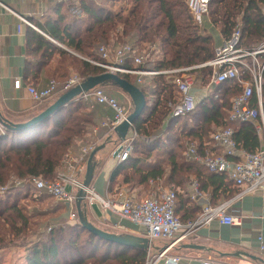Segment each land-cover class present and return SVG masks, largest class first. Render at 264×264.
Here are the masks:
<instances>
[{
    "label": "trees",
    "instance_id": "trees-1",
    "mask_svg": "<svg viewBox=\"0 0 264 264\" xmlns=\"http://www.w3.org/2000/svg\"><path fill=\"white\" fill-rule=\"evenodd\" d=\"M127 1L128 8L114 11L104 3L80 0L73 12L58 9L57 16L35 22L40 31L30 28L26 40L29 52L39 56L34 67L52 60L54 79L64 82L71 72L87 79L104 72L89 61L101 58L99 48L104 44L131 43L142 50L143 43H158L164 56L150 59L145 66L154 70L199 64L213 57L212 36L201 32L193 23L184 0ZM210 9L213 21L222 27L224 36H229L239 26L248 46L264 42V0H210ZM126 63L133 65L132 60ZM201 71L202 84H206L210 68ZM119 75L143 91L146 106L134 122L141 138L130 157L113 170L111 191L116 187L136 189L138 198L142 199L144 193L152 191L150 189H173L178 196L176 213L182 222L195 220L202 210L201 205L188 196L191 181L196 180L214 204L239 191L226 175L210 172L202 164L189 161L185 156V142L196 141L201 151L217 149L213 133L219 128L233 127L240 147L246 151L256 150L259 139L255 128L249 123L229 120L232 99L240 92V87L225 81L210 97H200L193 112L172 117L173 88L165 75L145 77L142 83L137 81V76ZM98 86L119 87L113 81ZM61 89L59 92L63 93ZM110 93L114 94V90ZM99 124L96 108H90L84 101H73L37 124L21 130L6 129L0 135V186L6 185L12 177L24 181L0 194V255L22 239L29 224L24 209L18 204L19 199L10 198L30 190L31 177L55 179L65 155L77 150L79 142L88 141L89 132ZM59 205L66 210L65 203ZM84 210L87 213L85 203ZM54 228L47 240L26 246V264H145L146 250L105 240L82 227L78 220H68Z\"/></svg>",
    "mask_w": 264,
    "mask_h": 264
},
{
    "label": "built area",
    "instance_id": "built-area-1",
    "mask_svg": "<svg viewBox=\"0 0 264 264\" xmlns=\"http://www.w3.org/2000/svg\"><path fill=\"white\" fill-rule=\"evenodd\" d=\"M91 1L100 3V0ZM185 3L193 23L199 28L203 27L211 13L210 0H185ZM245 41L241 28L236 27L229 36H223L220 43L215 46L211 59L199 64L162 70L146 68V63L150 60L149 52L140 50L131 43L117 46L101 45L99 48L101 58L89 59L90 62L103 68L104 72L137 76L139 83H142L145 77L165 75L173 88V102L170 103L172 117H182L193 112L200 97H210L225 81H231L240 87V92L232 99L229 120L251 124L256 130L259 147L254 151L242 149L235 139L234 128L225 127L213 133L214 148L217 149L206 148L201 151L198 143L191 141L185 152L189 161L202 164L210 172L226 175L232 184L239 188L234 198L214 204L210 196L200 189L199 183L193 180L190 183L189 196L192 200L202 203V210L195 220L182 222L176 213L178 196L177 191L173 189H162L150 197L139 199L136 195L121 193L114 197L102 196L92 185L85 187L84 179H81L80 175L86 172L90 153L100 144L111 140L116 128L128 120L134 110V103L125 92H122L124 100L121 101L109 95L100 86L83 91L75 101L87 102L90 108H94L97 104L106 105L113 111V115L107 116L99 125L91 129L88 141L79 144L77 150L65 155L57 169L55 179L31 177L29 184L36 192L47 194L65 203L69 221L79 219L76 195L83 188L86 191L85 205L93 207L98 204L102 209L105 208L117 216L115 222H110L112 227L131 229L126 225L128 221L144 228L143 235L150 241V246L146 250L145 264H159L162 259L165 264H179L180 257L168 255V250L190 237L198 229L207 228L214 220H218L221 224L241 226L244 216L238 212H229L231 200L240 198L247 192L264 189V42L248 46ZM55 43L62 46L57 41ZM155 47L156 45L152 44L153 50ZM128 60H132V66L127 65ZM204 68H210L209 80L206 84H202L201 81L203 76L201 70ZM84 80L75 73L64 82L53 78L42 89L28 86V91L33 100L41 103L52 99L57 93L60 95V88L65 92ZM101 129H103L102 133ZM5 132L6 127L0 121V135ZM140 138L135 123H130L125 139L120 140L118 136L113 151L118 164L130 157L135 143ZM12 178V186H20L24 182L17 177ZM10 187V184L0 186V193L6 192ZM258 238L260 248L264 249V236L260 235ZM161 240L169 243L165 248L154 253V243ZM202 264L215 263L203 261Z\"/></svg>",
    "mask_w": 264,
    "mask_h": 264
},
{
    "label": "crops",
    "instance_id": "crops-1",
    "mask_svg": "<svg viewBox=\"0 0 264 264\" xmlns=\"http://www.w3.org/2000/svg\"><path fill=\"white\" fill-rule=\"evenodd\" d=\"M79 4L80 0H0V112L4 119L12 122L25 121L43 111L62 94L57 93L52 99L41 103L31 97L28 86L38 89L46 87L54 78L55 72L50 65L52 60L46 65L34 67L39 56L29 52L27 33L30 28L40 31L35 22H44L49 16H57L58 9L73 12ZM42 34L47 37L44 32ZM61 47L66 49L63 44ZM67 50L79 56L71 49ZM72 74L75 72H71ZM94 108L97 109L99 123L113 115V111L106 105L97 104ZM112 140L113 136L111 140L102 143L105 147L95 155L96 168L91 185L102 196L114 197L119 193H129L138 197L136 189L116 187L113 191L110 190L111 174L118 165L113 155L114 146H108ZM114 143L116 145L115 141ZM188 191L190 192V185ZM234 195L227 200L234 198ZM192 201L198 202L202 208L200 201ZM86 209L88 218L93 223L104 222L110 225V222L117 220L115 214L102 209L98 204L93 207L86 205ZM65 212L67 213L66 210ZM229 212L241 213L244 216L243 224L232 226L214 220L207 228L198 229L190 237L171 247L168 255L180 257L179 264H202L203 261L215 264H264V249L260 248L258 238L260 235L264 236V189L247 192L242 197L231 200ZM126 225L131 229L138 227L128 221ZM167 243L169 242L166 241L162 248L154 246V249L160 251ZM187 243L199 244L204 248H185ZM159 264H165L164 259Z\"/></svg>",
    "mask_w": 264,
    "mask_h": 264
},
{
    "label": "rangeland",
    "instance_id": "rangeland-1",
    "mask_svg": "<svg viewBox=\"0 0 264 264\" xmlns=\"http://www.w3.org/2000/svg\"><path fill=\"white\" fill-rule=\"evenodd\" d=\"M185 2V0H184ZM104 3L106 6H109L111 8H114V11H117L122 8H128L129 2L127 0H100V4ZM186 4V3H185ZM212 8V6H211ZM210 19V20H209ZM209 19H206V21L203 24V27H200L201 32L211 35L212 36V45L215 48V46L220 43L222 40L224 34L222 31V27L218 24H216L213 21V14L212 12L209 15ZM239 27V26H238ZM155 50L152 49V45L148 43H143L141 44V47L147 52H149V57L151 60H155L157 58H162L164 56V51L162 48L159 47V44H155ZM73 51V50H72ZM74 52V51H73ZM76 53V52H74ZM77 54V53H76ZM76 73V72H75ZM78 74V73H76ZM203 78V76H202ZM102 88L108 93H110V90H114L113 96L119 98L121 101H123L124 97L119 87H103ZM125 94V93H124ZM46 102V101H45ZM113 139L111 142H109V147L115 148V143L116 140H118V134L115 132L113 133ZM192 140H187L185 142V152L188 148L189 143ZM108 148V147H107ZM85 173L80 175L81 179H84ZM12 180L13 178H10L6 184H10L12 187ZM32 187V185H31ZM166 189V188H165ZM152 190V191H151ZM162 190V189H161ZM151 192H147L143 194V197H150L153 193H156L160 190L155 189H150ZM7 192V191H6ZM26 193L22 192L21 195L16 196L15 194L13 197H11V200H14L15 197L19 199V205L22 206V210L24 209L25 215L28 218L29 224H27L26 229L24 230L22 234V239L17 241L16 245H13L9 247L4 253H2L1 257V264H23L24 263V255L26 252V246L29 243H33L36 241H45L48 239L49 235L53 230L56 228L52 229V227L63 225L67 220V213L60 209V202L56 200L55 198L42 194L39 192H36L34 189H30L25 191ZM181 192L178 190V193ZM5 193V192H4ZM0 193V194H4ZM129 194V193H126ZM20 197V198H19ZM47 208H49V211H47ZM8 213V212H7ZM6 213V214H7ZM0 221H2L0 219ZM95 224V223H94ZM97 227H100L102 229H105L109 232H118V233H123V232H128V233H133V234H139L143 235L145 233L144 228L142 227H137V229H128V230H123V229H117L112 227L111 225H108L107 223H98L96 222L95 224ZM9 228V227H8ZM50 228V229H49ZM58 228V227H57ZM60 234V231L59 233ZM84 236V235H82ZM166 241H156L153 246L157 247H163ZM154 249V253H157L158 250ZM4 254V255H3Z\"/></svg>",
    "mask_w": 264,
    "mask_h": 264
},
{
    "label": "water",
    "instance_id": "water-1",
    "mask_svg": "<svg viewBox=\"0 0 264 264\" xmlns=\"http://www.w3.org/2000/svg\"><path fill=\"white\" fill-rule=\"evenodd\" d=\"M113 81L116 85H118L125 93H127L134 103V110L129 115L128 120L121 123L117 128L116 132L119 136L120 140L125 139L128 129L130 127V123H134L135 120L141 115L145 106H146V97L143 91L134 83L128 81L126 78L120 76L119 74L112 72H103L98 75L90 76L80 84L72 87L71 89L63 92L55 102L49 105L40 113L32 116L31 118L22 121V122H12L8 119H4L0 112V121L6 127V129H14L21 130L27 127H30L34 124H37L48 117L52 116L55 112H57L60 108L71 104L75 101V98L82 93L83 91L90 90L98 85L106 82ZM105 147V144H101L97 146L89 155L86 172L84 176V186L89 187L94 177V171L96 168L95 155L98 151ZM117 154V152H116ZM115 154V155H116ZM77 200L76 207L78 211V222L85 229L89 230L95 235H98L105 240L116 242L128 246H133L137 248H142L147 250L150 246V241L145 235L133 234L128 232L118 233V232H109L105 229L97 227L93 222H91L88 218L86 211L84 210V203L86 198V191L82 188L77 192ZM185 248L191 249H203L204 246L195 244V243H187L184 245Z\"/></svg>",
    "mask_w": 264,
    "mask_h": 264
}]
</instances>
